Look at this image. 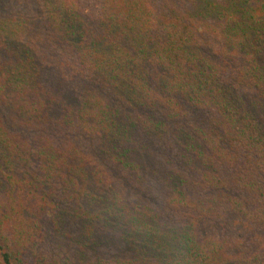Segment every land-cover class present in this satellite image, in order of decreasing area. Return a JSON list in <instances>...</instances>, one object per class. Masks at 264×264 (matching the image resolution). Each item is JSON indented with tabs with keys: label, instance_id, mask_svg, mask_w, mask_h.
I'll return each mask as SVG.
<instances>
[{
	"label": "trees",
	"instance_id": "trees-1",
	"mask_svg": "<svg viewBox=\"0 0 264 264\" xmlns=\"http://www.w3.org/2000/svg\"><path fill=\"white\" fill-rule=\"evenodd\" d=\"M33 8L0 18V264H264V0Z\"/></svg>",
	"mask_w": 264,
	"mask_h": 264
},
{
	"label": "rangeland",
	"instance_id": "rangeland-1",
	"mask_svg": "<svg viewBox=\"0 0 264 264\" xmlns=\"http://www.w3.org/2000/svg\"><path fill=\"white\" fill-rule=\"evenodd\" d=\"M34 0H1L0 7V18L5 17L6 15H27L28 10L34 11L33 8ZM80 8H87L91 12L94 9L95 0H78ZM83 10V9H82ZM156 205L159 204L155 203ZM70 233V231H68ZM207 232V231H205Z\"/></svg>",
	"mask_w": 264,
	"mask_h": 264
}]
</instances>
